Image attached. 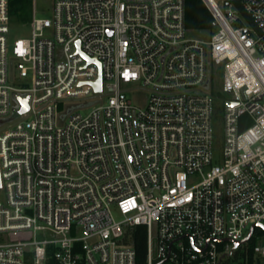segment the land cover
<instances>
[{
    "label": "built area",
    "instance_id": "obj_1",
    "mask_svg": "<svg viewBox=\"0 0 264 264\" xmlns=\"http://www.w3.org/2000/svg\"><path fill=\"white\" fill-rule=\"evenodd\" d=\"M202 1L209 41L185 0H55L11 46L0 0V264H137L138 226L146 264H225L264 227V0Z\"/></svg>",
    "mask_w": 264,
    "mask_h": 264
},
{
    "label": "trees",
    "instance_id": "obj_2",
    "mask_svg": "<svg viewBox=\"0 0 264 264\" xmlns=\"http://www.w3.org/2000/svg\"><path fill=\"white\" fill-rule=\"evenodd\" d=\"M186 1V27L191 33L197 31H208L213 33L215 25L213 17L202 0ZM235 2L239 6L238 0H230L227 3ZM33 0H9V13L12 24H28L32 19ZM254 236L264 237L263 229H256ZM245 245L240 246L233 257L228 259L225 264H254V247L257 245L256 237ZM129 244L137 252V264H146L147 256V230L144 226H138L129 230ZM45 264H58L49 255Z\"/></svg>",
    "mask_w": 264,
    "mask_h": 264
},
{
    "label": "rangeland",
    "instance_id": "obj_3",
    "mask_svg": "<svg viewBox=\"0 0 264 264\" xmlns=\"http://www.w3.org/2000/svg\"><path fill=\"white\" fill-rule=\"evenodd\" d=\"M55 0H33V14H36L38 18H51L52 17V11H53V4ZM217 1L218 4H222L223 6L227 4L228 1L230 0H215ZM32 21V19H31ZM31 21L26 24H12L11 26V32L9 34V43L11 46H13L14 42H16L19 39H25V38H30L32 35V29L30 26ZM211 37V33L208 31H197L193 32L188 35V38L192 39H200V40H205L209 41ZM13 74L16 76H19V70L17 67L14 69ZM141 100L145 99L148 94L147 92L142 93L141 95ZM216 129V146H215V159L217 162H220V159L222 158V150H223V140H224V129L222 123H218L215 127ZM0 202L4 203L6 202V192L4 190L0 189ZM37 237L39 240L42 239H50L51 236L48 233H42L39 232L37 234ZM256 237L257 244H261L264 241V237H259V236H254Z\"/></svg>",
    "mask_w": 264,
    "mask_h": 264
},
{
    "label": "water",
    "instance_id": "obj_4",
    "mask_svg": "<svg viewBox=\"0 0 264 264\" xmlns=\"http://www.w3.org/2000/svg\"><path fill=\"white\" fill-rule=\"evenodd\" d=\"M94 88L98 91H100L101 89V79L99 78V80L97 82L94 83ZM20 104H21V109L18 111L19 114H22L25 112V110L28 108V104H27V98H24V99H18ZM0 188H1V177H0ZM256 226H253L248 234V236L240 241V242H234V245L235 247L237 246H240V245H245L247 244L251 238H252V235L254 233V229H255ZM263 230H264V227H261Z\"/></svg>",
    "mask_w": 264,
    "mask_h": 264
}]
</instances>
